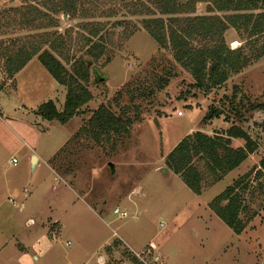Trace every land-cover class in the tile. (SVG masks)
<instances>
[{"label": "rangeland", "instance_id": "obj_1", "mask_svg": "<svg viewBox=\"0 0 264 264\" xmlns=\"http://www.w3.org/2000/svg\"><path fill=\"white\" fill-rule=\"evenodd\" d=\"M68 3L0 0V264H264V111L245 110L247 101L264 102V54L253 57L264 36L247 39L227 27L225 44L244 48L250 62L220 87L203 90L169 44L159 47L144 17L133 14L137 0ZM231 13L199 1L190 16ZM93 31L103 36L97 59L87 53V38L100 42ZM49 46L67 70L71 60L88 62L92 98L64 124L36 114L48 100L62 111L67 91L37 56L13 75L6 66L12 50ZM232 96L243 103L236 104L244 106L239 113L225 100ZM100 105L129 120L128 131L95 138L82 130ZM211 107L223 113L204 122ZM232 125L250 135L255 151L219 181L196 161L204 180L195 194L168 167V153L189 132L223 136ZM229 146L243 147L244 140L230 138ZM31 156L39 158L36 167ZM238 178L240 236L209 208ZM115 207L128 215L118 217Z\"/></svg>", "mask_w": 264, "mask_h": 264}, {"label": "trees", "instance_id": "obj_2", "mask_svg": "<svg viewBox=\"0 0 264 264\" xmlns=\"http://www.w3.org/2000/svg\"><path fill=\"white\" fill-rule=\"evenodd\" d=\"M140 7H135L134 15L143 16V25L147 33L163 47L169 44L174 61L187 68L195 80V87L208 90L220 87L225 83L231 73L240 71L250 62L249 56L244 54V48H229L225 44L223 32L227 27L237 30L242 29L247 34V39L264 36V0H137ZM184 1V0H183ZM206 1L217 12H232L229 16L196 15L190 16L195 10V4ZM147 3L148 6L145 4ZM62 4H69L62 0ZM72 7V4H70ZM73 9V7H72ZM255 10H260L254 14ZM63 13L67 10L61 9ZM69 11V10H68ZM91 37L98 36L100 42H92L87 38L90 46L87 53L94 59L100 58L104 52L103 36L97 31L91 32ZM193 36L201 37L205 43L210 44L195 46L192 44ZM50 45V44H49ZM35 48L30 52L12 50L7 54L6 66L10 75L19 72L33 56L44 66L50 76L60 85L65 86L66 96L63 110L58 111L52 100L44 102L36 111L42 119L51 122L66 123L77 114L78 109L92 98L86 89L89 82V68L87 60L77 58L71 60L70 70L55 56L53 48ZM52 49V50H51ZM55 51V50H54ZM264 54V43L256 50L254 58ZM68 61V59H67ZM1 88V86H0ZM230 111L239 113L244 106L234 102V96L225 97ZM224 103L223 100H221ZM245 110L249 112L264 111V102H246ZM223 113V109L209 108L203 121H209ZM113 113L109 108L100 105L94 110L87 121L86 128L82 130L98 138L100 133L108 134L126 133L129 120ZM239 119H243L240 117ZM96 132V133H94ZM222 135L208 136L202 132L183 137L168 153L167 165L174 174L180 176L184 184L195 194H200L203 173L199 169L200 161L205 166L207 175L219 181L224 174L237 168L246 160L256 148L250 135L237 125L230 126ZM230 138L244 140V146L232 148L229 146ZM195 160V162H194ZM243 178H238L234 183L218 194L209 204V208L221 219L235 234L244 229V222L239 214L244 208L240 193L236 190L241 187ZM245 187V186H244Z\"/></svg>", "mask_w": 264, "mask_h": 264}, {"label": "built area", "instance_id": "obj_3", "mask_svg": "<svg viewBox=\"0 0 264 264\" xmlns=\"http://www.w3.org/2000/svg\"><path fill=\"white\" fill-rule=\"evenodd\" d=\"M11 163H12L13 165H15V164L17 163V159H16V158H12V159H11ZM113 213L116 214L118 217H125V216L128 215L126 211L121 210V209L118 208V207H115V208L113 209ZM161 224H162V223H161ZM66 244H69V243L66 242ZM151 247H153L152 244H151ZM158 259H159L158 256H155V257H154V260H155V261H157Z\"/></svg>", "mask_w": 264, "mask_h": 264}, {"label": "crops", "instance_id": "obj_4", "mask_svg": "<svg viewBox=\"0 0 264 264\" xmlns=\"http://www.w3.org/2000/svg\"><path fill=\"white\" fill-rule=\"evenodd\" d=\"M207 113V112H206ZM205 113V114H206ZM210 121V120H209ZM209 121H206V122H209ZM244 130V129H243ZM195 132H198V131H193V132H189V135L190 134H192V133H195ZM199 132H202V133H204V134H206L205 132H203L202 130H200ZM207 135V134H206ZM220 135H222V134H220ZM209 136V135H208ZM212 136V135H211ZM223 136H225V135H223ZM226 137V136H225ZM36 157V156H35ZM11 161V160H10ZM40 163V161H39V158L38 157H36V162H35V164H34V166L36 167L38 164ZM175 175H177V174H175ZM179 176V175H178ZM245 230L243 229L239 234H236L237 236H240L241 234H243V232H244ZM235 234V233H234ZM69 243V242H68ZM101 246H98L97 247V251H99L101 248H100ZM19 256H22L24 259H26L27 258V254H26V252H23V253H20L19 254Z\"/></svg>", "mask_w": 264, "mask_h": 264}, {"label": "water", "instance_id": "obj_5", "mask_svg": "<svg viewBox=\"0 0 264 264\" xmlns=\"http://www.w3.org/2000/svg\"><path fill=\"white\" fill-rule=\"evenodd\" d=\"M35 162H36V157L35 156H31V165L34 166ZM108 165H109V167L111 169V172H112L113 169H114L112 163H109Z\"/></svg>", "mask_w": 264, "mask_h": 264}, {"label": "bare ground", "instance_id": "obj_6", "mask_svg": "<svg viewBox=\"0 0 264 264\" xmlns=\"http://www.w3.org/2000/svg\"><path fill=\"white\" fill-rule=\"evenodd\" d=\"M235 44V43H234Z\"/></svg>", "mask_w": 264, "mask_h": 264}]
</instances>
